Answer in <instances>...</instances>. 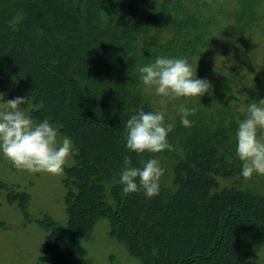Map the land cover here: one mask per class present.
<instances>
[{
  "label": "trees",
  "instance_id": "16d2710c",
  "mask_svg": "<svg viewBox=\"0 0 264 264\" xmlns=\"http://www.w3.org/2000/svg\"><path fill=\"white\" fill-rule=\"evenodd\" d=\"M258 40L264 0H0L8 94L25 97L28 116L47 119L79 150L62 178L66 224L38 220L47 230L39 261L71 264L106 218L109 236L141 264H258L240 239L264 245V188L242 181L236 131L240 109L264 99V73L238 93L239 65L215 62L238 48L250 68L252 54L264 55ZM157 57L186 58L211 88L166 104L173 150L142 154L166 170L160 194L149 199L143 191L124 194L118 181L126 157L142 167L126 148L125 125L141 109L157 111L138 70ZM180 105L196 109L192 127L181 124ZM0 190L29 219L30 194L1 181Z\"/></svg>",
  "mask_w": 264,
  "mask_h": 264
},
{
  "label": "clouds",
  "instance_id": "9594fccd",
  "mask_svg": "<svg viewBox=\"0 0 264 264\" xmlns=\"http://www.w3.org/2000/svg\"><path fill=\"white\" fill-rule=\"evenodd\" d=\"M138 70L143 84L154 88L155 95L168 101L201 97L211 88L209 81L197 78L196 68L186 58L157 57ZM24 103L25 97L5 100L4 93L0 92V152L17 169L62 176L65 168L75 163L72 157L78 154V148L69 137L58 141V127L47 119L34 121L21 110ZM164 103L162 99L161 104ZM178 111L181 124L192 127L193 121L188 117L196 109L180 105ZM240 111L245 118L239 121L236 131V156L242 162V177L249 180L254 175H264V99ZM174 127V123L166 122L164 111L141 109L126 121V148L141 156L142 167H133L131 158H125L118 181L124 194L143 191L149 199L160 194L166 170L158 159L145 161L142 154L172 151L168 136Z\"/></svg>",
  "mask_w": 264,
  "mask_h": 264
},
{
  "label": "rangeland",
  "instance_id": "374dc122",
  "mask_svg": "<svg viewBox=\"0 0 264 264\" xmlns=\"http://www.w3.org/2000/svg\"><path fill=\"white\" fill-rule=\"evenodd\" d=\"M233 5L228 6L232 11L237 8ZM220 19L231 23V18L220 15ZM256 29V27L254 28ZM254 37L260 39L263 34L259 31L254 32ZM254 44L258 50L264 47V40ZM225 43L226 40H223ZM263 53L256 51L251 55L253 60L250 68L243 64V55L238 48H233L227 56L217 57L216 63L225 67L227 65H239L237 70V84H242L238 93L244 91L245 83H250L254 74L264 73ZM257 60V61H256ZM254 66L259 69H254ZM259 70V71H258ZM0 69V92L4 93V99H13L16 96L9 95V84L4 80L5 76ZM206 74V72H204ZM264 78V77H263ZM264 80V79H263ZM5 81V82H4ZM235 81V82H236ZM245 82V83H244ZM147 93L155 97L157 111H166V104L169 102L166 98L155 95L154 88L143 84ZM228 93V96L232 93ZM234 98L235 95L231 94ZM164 99L165 103L161 104ZM175 103L178 102L175 100ZM241 102L237 98V106L241 107ZM24 111V104L21 105ZM62 139L58 137V141ZM62 176H53L45 172L30 173L27 170L15 169L12 162L0 152V181L13 186L17 191H26L30 194L28 204L29 219L23 215L16 204H9L6 200V191L0 190V264H46L39 261L43 252V242L47 230L38 223V220L44 216H49L55 222L64 225L67 221L64 204V188L62 185ZM235 178V177H234ZM242 181L248 184L258 185L264 188V175H254L251 179ZM233 179H224L223 183L230 184ZM166 185L170 186L168 181ZM109 223L106 218H100L96 221L90 235L83 238L81 245L85 249V254L74 258L71 264H141L135 257L129 255L125 246L109 236ZM243 247L250 253V256L258 264H264V245L253 238H241Z\"/></svg>",
  "mask_w": 264,
  "mask_h": 264
}]
</instances>
